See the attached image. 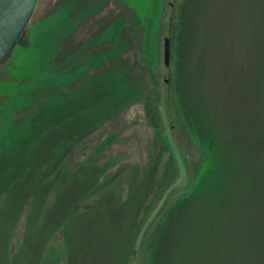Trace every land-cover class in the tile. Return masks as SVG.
<instances>
[{
  "label": "rangeland",
  "instance_id": "1",
  "mask_svg": "<svg viewBox=\"0 0 264 264\" xmlns=\"http://www.w3.org/2000/svg\"><path fill=\"white\" fill-rule=\"evenodd\" d=\"M26 29L0 66V264H143L157 238L154 264H264V0H39ZM115 61L139 89L92 126L61 105L43 128L78 135L38 140L43 103L82 102Z\"/></svg>",
  "mask_w": 264,
  "mask_h": 264
},
{
  "label": "trees",
  "instance_id": "2",
  "mask_svg": "<svg viewBox=\"0 0 264 264\" xmlns=\"http://www.w3.org/2000/svg\"><path fill=\"white\" fill-rule=\"evenodd\" d=\"M168 7H169V10L167 12V15H166V12L164 13V15H165L164 17H165V23H166L165 27L167 30V35L170 39V63H169V65H167L170 69V66L172 65L171 62L174 60V55H175L174 50H175V44H176L179 25H178L176 1L169 3ZM26 30L27 29L24 30V32L22 33L21 37L19 38L18 42L15 45H19L22 47H28L29 46V40L26 37ZM10 52L8 54H6L0 60V66L5 62L6 58L9 56ZM110 68L111 69L107 73L101 74L102 76H100L99 78H92L88 83L83 85V91H82L83 101L82 102L79 98V95H81V93H79L76 98L73 96V98L72 99L70 98V100L65 102V104H55V103L51 104V102L47 103V104L43 103V105L41 107H42V109H44L43 110L44 113L39 114L41 116L40 120H35V122H34V123H39V122L43 123L39 129V136H38L39 139L38 140H40L41 142L42 141L44 142L49 138H53L54 142H56L57 144H63L64 142H66L67 143L66 148H67L69 146L68 143L69 144L72 143L71 140L74 139L78 135V134H76L74 136L70 135V137L65 136V137L55 138L54 135H51V128L52 127H50L49 130H46L45 128H43V125L45 126L46 125L45 123H47V121L49 123L52 122V124H50V125H53L54 120H56V122H57V120L63 121V117L61 116L62 114L58 115V107H60L61 105H64L65 107H69L70 109L74 110L72 114L67 115L65 117L66 119L67 118L70 119L73 115H77L78 113L79 114L84 113V115H86L90 125L92 126V123L97 122V120L99 119L100 116H103L107 112L111 111L112 108L114 109L115 105H121V103L124 102L125 99L130 95V90L132 93V92H135L136 88H137V90L139 89L138 88L139 86L137 85V84H139V81L133 80L131 78L132 81L134 82V84L132 82H128V80L125 78V73H126L125 70L126 69L123 68L122 70H118L119 66H118L117 61H115L111 65ZM167 74L168 75L164 78L165 94L163 96L162 102L164 105V109H165L166 113H168V116H169L170 106L172 105V98L174 96V85H173V74L174 73L168 71ZM127 85H128V87H127ZM118 92L121 95L119 101L116 100ZM55 100H57V98H55ZM71 101H72V104H70ZM46 106H49V108H47ZM45 112H46V114H45ZM168 118L169 117H167V119ZM191 122H192V120H191ZM91 126L89 127V125H88L87 126L88 128L82 130V133L87 131V129L91 130V128H92ZM188 135L195 142L198 141L197 135L195 133H193V135H192V133L188 134ZM70 138H71V140H69ZM199 144H200V142H199ZM47 148L48 147H44V149H41V152H37L36 154L46 152ZM204 148L206 150L205 144H204ZM205 150L200 149V153L202 154V157L199 159L197 164L206 163L208 165V162H205V160L203 159L204 154H205ZM53 156L54 155H52V157H50V158L53 159ZM170 156L171 155L169 154V157ZM50 158L48 157V160L46 162L47 168H49L50 165L52 163H54V161H50ZM160 161H161L160 159H157V161L153 160L151 163H159ZM167 161L169 163V168H168L169 170L167 171V173H168L167 175L170 176L172 173L171 170H173L172 165H173V167H175V164H174L175 162L173 163L171 160H168V159H167ZM185 161L187 163V159ZM151 163H149L148 166H150ZM51 167H54V166H51ZM197 168L194 170H192V169L187 170L189 185L190 184H193V185L198 184L199 183V177L203 176L202 174H200V170L202 169V165L198 166ZM166 177L160 178L161 186L163 185V183H165ZM157 194H158V192H156V194L154 196H156ZM185 196H186V198H188L189 196H192V194L189 195V194L185 193V194H182L180 197H177L176 199H181V198L184 199ZM173 200H175V198ZM167 204L169 205V207H171L172 205L175 206L174 202L173 203L167 202ZM164 210H165V207L163 205L162 209L160 211V214H162V211H164ZM168 213H169L168 210H166V215L163 212V214H164L163 219H166V221H167ZM161 216H159V219L161 221L157 220V219L155 220L156 226L147 225V227H146V231H148L150 233L155 232L154 238L157 237L156 236V227L158 226L159 223L161 224L163 222V220L160 218ZM253 221H254V218H253ZM136 233H137V231H136ZM136 233H135V231L134 232L131 231L130 236L136 235ZM157 243H158V238H157V241L154 242V245L150 246L149 252L146 253V255L143 259V262H144L143 264H154L155 254L160 255V251H161V250L156 249ZM154 247H155V250H154ZM166 251L167 250L165 249V253H166ZM162 252H164V250H162Z\"/></svg>",
  "mask_w": 264,
  "mask_h": 264
},
{
  "label": "water",
  "instance_id": "3",
  "mask_svg": "<svg viewBox=\"0 0 264 264\" xmlns=\"http://www.w3.org/2000/svg\"><path fill=\"white\" fill-rule=\"evenodd\" d=\"M39 0H0V60L8 54L27 28ZM164 64L170 63V39L164 37ZM168 75V74H167Z\"/></svg>",
  "mask_w": 264,
  "mask_h": 264
}]
</instances>
